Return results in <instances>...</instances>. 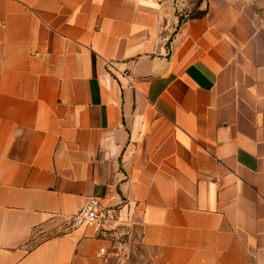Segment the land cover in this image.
Wrapping results in <instances>:
<instances>
[{
  "label": "crops",
  "instance_id": "obj_1",
  "mask_svg": "<svg viewBox=\"0 0 264 264\" xmlns=\"http://www.w3.org/2000/svg\"><path fill=\"white\" fill-rule=\"evenodd\" d=\"M0 264H264V0H0Z\"/></svg>",
  "mask_w": 264,
  "mask_h": 264
},
{
  "label": "built area",
  "instance_id": "obj_2",
  "mask_svg": "<svg viewBox=\"0 0 264 264\" xmlns=\"http://www.w3.org/2000/svg\"><path fill=\"white\" fill-rule=\"evenodd\" d=\"M114 210L106 208L99 198H91L80 212L73 218L71 224L76 227H98L102 229L104 236L113 238L112 246L117 250L118 260L127 256L130 248V241L125 235L116 234L113 227H105V224L113 223L115 218ZM111 240V239H110ZM109 254L108 248H101L97 258H103Z\"/></svg>",
  "mask_w": 264,
  "mask_h": 264
},
{
  "label": "rangeland",
  "instance_id": "obj_3",
  "mask_svg": "<svg viewBox=\"0 0 264 264\" xmlns=\"http://www.w3.org/2000/svg\"><path fill=\"white\" fill-rule=\"evenodd\" d=\"M111 239L114 240L113 238H111ZM138 251L141 252V249H139ZM112 252L115 253V252H117V250H116V249H113ZM131 254H132V253H131ZM132 256H134V255H132ZM126 257H127L128 261H130V255H129V256L127 255ZM133 258H134V257H132V259H133ZM116 259H117V258H115V255H113V260H114V262H116ZM134 261H135V259H134Z\"/></svg>",
  "mask_w": 264,
  "mask_h": 264
}]
</instances>
